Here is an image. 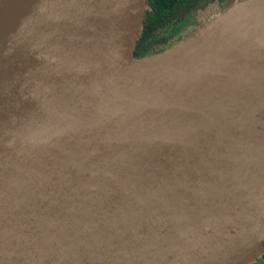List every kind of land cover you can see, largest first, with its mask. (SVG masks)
I'll list each match as a JSON object with an SVG mask.
<instances>
[{"label":"water","instance_id":"1","mask_svg":"<svg viewBox=\"0 0 264 264\" xmlns=\"http://www.w3.org/2000/svg\"><path fill=\"white\" fill-rule=\"evenodd\" d=\"M144 7L0 0V139L27 116L32 132L22 136L32 134L36 147L56 133L194 139L178 150L93 151L72 180L90 173L79 184L87 200L86 190H99L81 217L60 220L65 235L81 226L57 264H246L264 250V0H233L160 50L134 56ZM132 169L137 190L124 181L119 203L110 193L119 185L105 192L93 177ZM106 193L115 203L103 202Z\"/></svg>","mask_w":264,"mask_h":264},{"label":"bare ground","instance_id":"2","mask_svg":"<svg viewBox=\"0 0 264 264\" xmlns=\"http://www.w3.org/2000/svg\"><path fill=\"white\" fill-rule=\"evenodd\" d=\"M30 123L31 119L28 116L19 117L13 126L5 127L6 137L0 139V264H57L62 259L61 249L64 251L62 242L76 241L75 233L81 225L75 227L76 232L65 235L66 231L60 226L62 225L60 220L73 219L77 215V218L81 217L84 212L83 210L80 212L81 205L92 204L91 195H96L99 190L95 188L86 190L89 196L87 200L85 199L87 196L83 197L79 184L80 181L86 184L90 173L77 184L72 180V174L86 165L85 159L94 156L93 151L115 154L127 149L137 151L135 148L152 144H156L155 147L163 145L168 149L178 150L190 145L194 140L143 137L67 138L56 133L49 135L48 138L42 134L36 147L33 145L35 139L32 134L22 136L23 132H32ZM72 142L76 144L67 147ZM107 148L114 149L106 150ZM155 151L160 152L161 148H155ZM116 160L107 159V162H111L112 167L117 168ZM91 163L95 164L97 161ZM134 167L142 169L141 166ZM134 172L132 169V173L129 174L119 173L118 179L112 177L109 181L100 173L94 174L93 177L99 183L100 189L105 184L102 188L105 192L111 188L110 184H118V187L113 188V192L111 189L109 192L118 195L116 203H119L129 190L131 193L137 190ZM124 181L131 183L129 190H125ZM64 196L69 198V202H65ZM102 199L104 203H108L106 200L115 203L113 196L110 194L108 197V193ZM106 206L107 210L109 205ZM21 225L23 226L21 231L17 232ZM67 256L64 255V258Z\"/></svg>","mask_w":264,"mask_h":264},{"label":"trees","instance_id":"3","mask_svg":"<svg viewBox=\"0 0 264 264\" xmlns=\"http://www.w3.org/2000/svg\"><path fill=\"white\" fill-rule=\"evenodd\" d=\"M194 0H145L140 27L132 47L134 56H143L163 48L179 37L187 24L190 10L184 12ZM232 0H220L222 10ZM258 264H264V250L258 255Z\"/></svg>","mask_w":264,"mask_h":264},{"label":"rangeland","instance_id":"4","mask_svg":"<svg viewBox=\"0 0 264 264\" xmlns=\"http://www.w3.org/2000/svg\"><path fill=\"white\" fill-rule=\"evenodd\" d=\"M215 1L216 0H200L197 3L198 5L197 4L195 5V8L193 10V17L195 19H198V20L196 23L188 25L187 27H185L183 34L186 33L187 31L191 30L192 28H194L198 24H200L202 21L206 20L207 18L211 17L212 15H214L215 13L218 12V9L215 7ZM172 41H170V42H172ZM257 262H258V256L246 264H258Z\"/></svg>","mask_w":264,"mask_h":264},{"label":"flooded vegetation","instance_id":"5","mask_svg":"<svg viewBox=\"0 0 264 264\" xmlns=\"http://www.w3.org/2000/svg\"><path fill=\"white\" fill-rule=\"evenodd\" d=\"M219 3H220V0H216L215 1V7L218 9V11H220V9H219ZM198 5V4H197ZM194 8H195V6L190 10V15L188 14V22H187V24L184 26V28H183V31H181V33H180V35L179 36H181L182 34H183V32H184V30H185V27H187L188 25H191V24H194V23H196L197 22V20L198 19H195L194 17H193V10H194ZM169 43V42H168ZM167 43V44H168ZM166 44V45H167ZM165 45V46H166Z\"/></svg>","mask_w":264,"mask_h":264}]
</instances>
